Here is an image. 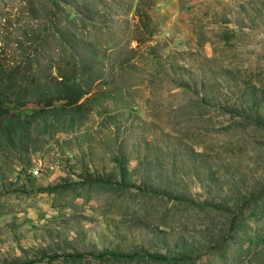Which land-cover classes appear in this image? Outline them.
Masks as SVG:
<instances>
[{
    "label": "rangeland",
    "instance_id": "obj_1",
    "mask_svg": "<svg viewBox=\"0 0 264 264\" xmlns=\"http://www.w3.org/2000/svg\"><path fill=\"white\" fill-rule=\"evenodd\" d=\"M78 60L86 119L0 151V264H264V0H0L19 80Z\"/></svg>",
    "mask_w": 264,
    "mask_h": 264
},
{
    "label": "trees",
    "instance_id": "obj_2",
    "mask_svg": "<svg viewBox=\"0 0 264 264\" xmlns=\"http://www.w3.org/2000/svg\"><path fill=\"white\" fill-rule=\"evenodd\" d=\"M140 21L143 22L142 15ZM135 40L142 42L139 36ZM77 64L76 68L74 61L58 63L54 66V74H50L51 67L46 66L48 72L44 81L39 79L40 68L31 66L29 82L25 83L18 79L25 67L20 68L19 64L4 67L0 63V151L28 150L33 144L29 138L35 127L43 132L61 131L74 128L86 119L96 96L88 95L94 79L84 74L83 60H78ZM30 103L36 105L31 113L23 116L12 113L13 109ZM147 255L158 257L153 253Z\"/></svg>",
    "mask_w": 264,
    "mask_h": 264
}]
</instances>
